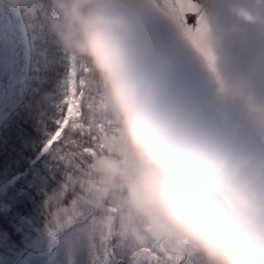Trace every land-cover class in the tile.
<instances>
[{"label":"clouds","instance_id":"1","mask_svg":"<svg viewBox=\"0 0 264 264\" xmlns=\"http://www.w3.org/2000/svg\"><path fill=\"white\" fill-rule=\"evenodd\" d=\"M3 3L37 17L62 53L91 70L112 129L89 168L96 186L118 193L123 227L184 264H264V142L185 98L152 0ZM223 16L264 33V0H224ZM188 41L215 76L214 62ZM250 116L264 125V101Z\"/></svg>","mask_w":264,"mask_h":264},{"label":"snow or ice","instance_id":"2","mask_svg":"<svg viewBox=\"0 0 264 264\" xmlns=\"http://www.w3.org/2000/svg\"><path fill=\"white\" fill-rule=\"evenodd\" d=\"M152 7L212 65L208 27L194 0H152ZM54 107V116L41 120L45 138L38 155L47 156V173L0 198V264H55L61 240L64 264H73L76 248L86 252L87 264H184L167 245L127 231L115 207L118 193L96 186L89 162L105 150L101 140L112 124L85 63L68 58L63 95ZM33 229L39 237L21 248L15 237L27 238Z\"/></svg>","mask_w":264,"mask_h":264},{"label":"water","instance_id":"3","mask_svg":"<svg viewBox=\"0 0 264 264\" xmlns=\"http://www.w3.org/2000/svg\"><path fill=\"white\" fill-rule=\"evenodd\" d=\"M208 27V44L214 57L215 76L209 73L204 61L186 36L179 34L166 41L173 57L174 78L185 98L200 108L197 95L205 92L210 114L234 119L252 120L250 109L264 101V33L233 26L223 16L224 0H194ZM189 17L188 24H196ZM216 78L225 86L227 94L218 91ZM247 97L250 104L241 103Z\"/></svg>","mask_w":264,"mask_h":264},{"label":"trees","instance_id":"4","mask_svg":"<svg viewBox=\"0 0 264 264\" xmlns=\"http://www.w3.org/2000/svg\"><path fill=\"white\" fill-rule=\"evenodd\" d=\"M17 12L19 20L11 13H0V28L3 27L4 32L13 37L15 57L19 64L25 65V70H21L23 95L0 120V175L8 167H28V158L42 146L45 137L41 120L54 116V105L63 95V82L68 68L67 56L41 29L38 18L22 8ZM7 18H10V22H6ZM21 32L25 34L23 48L20 46ZM22 54L23 57L27 56L24 62ZM3 61L1 56L0 68ZM14 77V72L8 71L0 77V92L1 88L4 94L7 92L13 85ZM46 161L48 158L45 156L31 166L38 167L40 171L37 173L41 177L48 171ZM32 178L37 180L34 176ZM15 239L22 248L25 241L23 236L17 235Z\"/></svg>","mask_w":264,"mask_h":264},{"label":"rangeland","instance_id":"5","mask_svg":"<svg viewBox=\"0 0 264 264\" xmlns=\"http://www.w3.org/2000/svg\"><path fill=\"white\" fill-rule=\"evenodd\" d=\"M0 6L3 8L4 11L9 9L7 5L3 3V0H0ZM13 11V10H11ZM15 12V11H14ZM160 29L163 32L166 39H169L177 34L179 31L176 27H174L172 24H170L168 21L164 20L163 18H158ZM7 53V54H6ZM0 56H2L5 61H9L7 66H4L6 71L14 72L16 65L14 64V60L12 59V48L11 45L4 39L0 42ZM68 59V57H67ZM2 69V66L1 68ZM25 70V65L23 64L22 67L19 66L17 77L14 79V85L17 84L15 89H13V86L11 85L7 92L4 94L3 89L1 88V98H0V120L8 113V111L18 102L19 97L23 95V86L19 85V83L23 80V72L21 70ZM68 71V68H67ZM5 70H1V74H4ZM67 72L64 77V82L66 81ZM63 82V85H64ZM39 150H35L31 156L28 158V167L21 169L20 167H8L6 168L3 173L0 175V198L4 196L5 193H11L14 190L23 189L29 184L34 182V179L32 176L36 177L37 179L40 178V174L37 173L39 170L38 167H31L35 163H37L38 160L42 159L44 156H39ZM47 157V156H46ZM49 161H46V169L48 170ZM39 165V164H38ZM30 166V167H29ZM40 171V170H39ZM12 181L11 184L8 182ZM40 233L33 229L29 234L28 237L25 238L23 236V239L25 240L22 244V248H25L29 246L30 242L32 240H35L39 237ZM66 256V249L63 243V240H61L60 245L57 248L56 251V258H55V264H64ZM73 264H87V256L86 252L83 250V248H76L73 251Z\"/></svg>","mask_w":264,"mask_h":264},{"label":"flooded vegetation","instance_id":"6","mask_svg":"<svg viewBox=\"0 0 264 264\" xmlns=\"http://www.w3.org/2000/svg\"><path fill=\"white\" fill-rule=\"evenodd\" d=\"M178 78H175V82ZM200 91V110L206 116L216 120L219 123H222L227 126L235 127L241 135L250 136L253 139L264 142V125L260 124L258 121L252 119L250 122L247 119H234L236 122L228 121V118L225 116L210 114L209 104L206 101L205 92L201 88ZM197 95V100H198Z\"/></svg>","mask_w":264,"mask_h":264}]
</instances>
